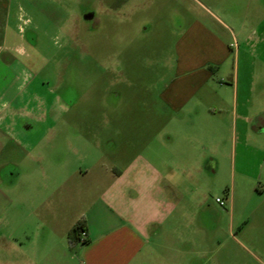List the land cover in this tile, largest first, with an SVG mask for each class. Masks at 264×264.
Returning <instances> with one entry per match:
<instances>
[{"label":"crops","instance_id":"1","mask_svg":"<svg viewBox=\"0 0 264 264\" xmlns=\"http://www.w3.org/2000/svg\"><path fill=\"white\" fill-rule=\"evenodd\" d=\"M11 1L0 0L1 252L28 259L34 238L45 256L66 246L79 264H190L199 257L191 244L220 221L206 213L208 181L264 144V92L240 76L235 35L190 22L173 45L171 75L141 99L148 121L114 145L107 124L105 141H95L93 125L62 122V109L44 98L45 80L29 70L35 47L6 13ZM79 222L86 241L71 246Z\"/></svg>","mask_w":264,"mask_h":264},{"label":"rangeland","instance_id":"2","mask_svg":"<svg viewBox=\"0 0 264 264\" xmlns=\"http://www.w3.org/2000/svg\"><path fill=\"white\" fill-rule=\"evenodd\" d=\"M6 13H16L19 35L35 47L28 50L29 70L45 80L44 98L62 109V122L93 125L88 132L95 141H105L106 124L112 144L120 132L134 138V125L149 116L139 111L141 99L171 75L173 45L196 19L215 31L218 22L235 35L234 42L229 39L239 51L240 76L253 92H264L262 0H12ZM239 160L233 173L228 161L207 183L206 213L220 221L191 244L190 253L199 257L190 264H264V144H257L247 161ZM231 187L232 218L226 203ZM14 215L21 219L20 211ZM32 241L35 251L28 259L0 250V264H79L66 246L57 245L45 256L41 242Z\"/></svg>","mask_w":264,"mask_h":264},{"label":"trees","instance_id":"3","mask_svg":"<svg viewBox=\"0 0 264 264\" xmlns=\"http://www.w3.org/2000/svg\"><path fill=\"white\" fill-rule=\"evenodd\" d=\"M83 230V226L82 224L79 222L77 224H75L68 235V243L69 245L73 246L78 242L79 239V234L80 232Z\"/></svg>","mask_w":264,"mask_h":264},{"label":"built area","instance_id":"4","mask_svg":"<svg viewBox=\"0 0 264 264\" xmlns=\"http://www.w3.org/2000/svg\"><path fill=\"white\" fill-rule=\"evenodd\" d=\"M215 202H216L219 206H221V207L224 206V203H223L220 199H218V198L215 199ZM85 241H86V233H85L84 230H82V231L80 232V234H79L78 242H79V243H85Z\"/></svg>","mask_w":264,"mask_h":264}]
</instances>
